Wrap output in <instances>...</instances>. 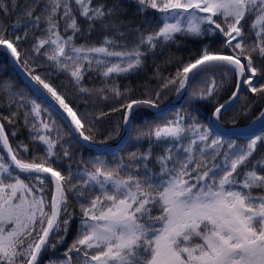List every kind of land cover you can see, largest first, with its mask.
Listing matches in <instances>:
<instances>
[{
  "label": "snow or ice",
  "instance_id": "snow-or-ice-1",
  "mask_svg": "<svg viewBox=\"0 0 264 264\" xmlns=\"http://www.w3.org/2000/svg\"><path fill=\"white\" fill-rule=\"evenodd\" d=\"M0 264H264V0H0Z\"/></svg>",
  "mask_w": 264,
  "mask_h": 264
}]
</instances>
